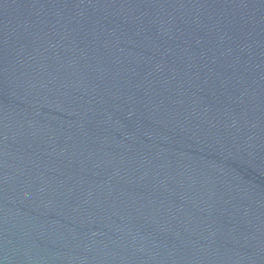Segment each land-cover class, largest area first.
<instances>
[{"label": "water", "instance_id": "95a60500", "mask_svg": "<svg viewBox=\"0 0 264 264\" xmlns=\"http://www.w3.org/2000/svg\"><path fill=\"white\" fill-rule=\"evenodd\" d=\"M0 264H264V0H0Z\"/></svg>", "mask_w": 264, "mask_h": 264}]
</instances>
